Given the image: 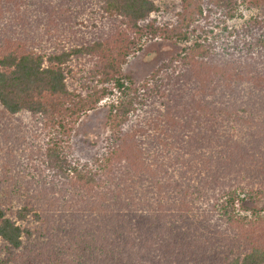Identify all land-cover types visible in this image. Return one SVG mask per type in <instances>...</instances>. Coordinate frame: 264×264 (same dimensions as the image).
Wrapping results in <instances>:
<instances>
[{"label": "trees", "instance_id": "trees-1", "mask_svg": "<svg viewBox=\"0 0 264 264\" xmlns=\"http://www.w3.org/2000/svg\"><path fill=\"white\" fill-rule=\"evenodd\" d=\"M249 1L0 0V107L33 119L4 121L0 161L27 164L0 168V264H163L219 241L226 264H264V210L236 213L264 201V14L228 25ZM155 39L185 46L127 85ZM115 92L102 150L77 158L72 119Z\"/></svg>", "mask_w": 264, "mask_h": 264}, {"label": "rangeland", "instance_id": "rangeland-1", "mask_svg": "<svg viewBox=\"0 0 264 264\" xmlns=\"http://www.w3.org/2000/svg\"><path fill=\"white\" fill-rule=\"evenodd\" d=\"M263 14L264 0H250L240 8L238 16L234 20L229 21L228 25L231 28H237L242 26L252 17ZM141 46V51L137 50V52H135V54H133L129 58L127 64L123 66L124 82L130 86H134V84H139L146 80L157 67L169 60L175 54L181 52L185 45L175 44L171 41L155 39L144 40ZM83 94L85 93H82V96ZM120 98L121 94L119 92H115L112 96H109L102 100L97 105V107L85 111L79 118L74 117L72 119L74 123V129L71 146L77 158L88 161L100 153L104 144V140L109 134L108 115L110 112L111 104H116L120 100ZM25 117L26 116L24 115H20L17 117L8 116L7 118L6 112L3 111L0 107V141L3 143V146H8L10 138L9 134L5 131L4 121L6 119L15 120L13 121V124L22 121L27 124L28 121H33V119H24ZM3 146L0 143V149H3ZM2 149L0 152V158L5 157V155H3L5 153L2 152ZM21 154L22 153L18 152L17 148L14 147L12 158L13 160L6 159L5 161H3V163L0 161V168L2 169L4 175H6L9 171V173H11L12 171L16 172L18 168H24L26 166L25 164L27 163L25 162V159L21 157ZM253 203L254 202H248L246 205H244V207L237 205L236 213L243 218L245 217L248 222L258 219L259 216H255L252 210L253 208H256V210H264V201L257 202L255 204ZM260 216H264V211L261 212ZM261 236L262 231L260 234V239ZM227 251H229V249H227L226 244L219 241L217 243H208L199 247L191 254V256H189V254L184 258L181 257L178 259H169L165 262L170 263L173 260H177L180 261V264H185L182 262L188 261L189 259L192 260V257H195L197 255L199 257L198 264H226L228 261H230L231 258L228 255ZM148 262L155 263V260L154 258H151ZM165 262L163 264H166ZM172 263L175 264L176 262L174 261Z\"/></svg>", "mask_w": 264, "mask_h": 264}]
</instances>
